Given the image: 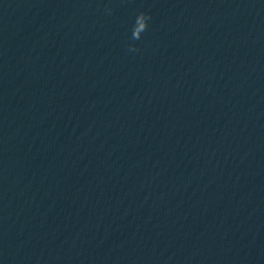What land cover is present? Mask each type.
<instances>
[{"label": "water", "instance_id": "1", "mask_svg": "<svg viewBox=\"0 0 264 264\" xmlns=\"http://www.w3.org/2000/svg\"><path fill=\"white\" fill-rule=\"evenodd\" d=\"M0 264H264V0H0Z\"/></svg>", "mask_w": 264, "mask_h": 264}, {"label": "clouds", "instance_id": "2", "mask_svg": "<svg viewBox=\"0 0 264 264\" xmlns=\"http://www.w3.org/2000/svg\"><path fill=\"white\" fill-rule=\"evenodd\" d=\"M106 10L109 12L111 11L110 9H106ZM150 20H151V16L145 14L144 12H140L139 14L136 15L135 21L133 23L132 30H131V36L133 40L141 39V34L147 30L148 21ZM128 50L131 52L138 51L137 48L131 45H129Z\"/></svg>", "mask_w": 264, "mask_h": 264}]
</instances>
